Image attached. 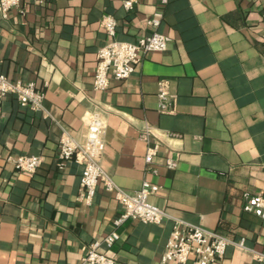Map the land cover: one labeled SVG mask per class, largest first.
Instances as JSON below:
<instances>
[{"label":"crops","instance_id":"obj_1","mask_svg":"<svg viewBox=\"0 0 264 264\" xmlns=\"http://www.w3.org/2000/svg\"><path fill=\"white\" fill-rule=\"evenodd\" d=\"M19 8L0 12V73L34 82L48 115L0 97V264H72L110 233L117 239L99 252L121 264L160 263L171 222L114 226L123 210L114 194L99 185L87 205L81 167H57L61 128L80 139L96 109L106 125L101 168L120 189L156 184L154 206L264 253V219L241 206L245 192L264 196V0H168L158 29L167 49L102 92L92 85L97 52L110 41L100 19L111 16L114 39L134 43L153 30L155 0L130 11L122 0H21ZM160 80L175 97L170 114L159 111ZM154 146L153 174L143 157ZM19 155L41 158L32 176L9 161ZM211 264L258 263L231 246Z\"/></svg>","mask_w":264,"mask_h":264},{"label":"built area","instance_id":"obj_2","mask_svg":"<svg viewBox=\"0 0 264 264\" xmlns=\"http://www.w3.org/2000/svg\"><path fill=\"white\" fill-rule=\"evenodd\" d=\"M21 0H0V12L3 18H8L14 9L20 10ZM40 5L44 0H29ZM136 0H122V6L127 11L133 9ZM158 10L148 20V26L152 28L150 35L138 38L134 43L116 41L114 39L116 26L114 19L105 15L100 19V25L110 40L97 52V63L93 76V89L105 90L111 79L124 80L129 78L141 59L151 52H164L170 41L159 32L163 9L168 0H155ZM157 97L159 111L162 113L174 112L175 97L168 90V82L160 80L157 83ZM102 92V91H101ZM14 97L21 107L43 112L45 94L36 88L33 82L10 80L0 73V97ZM85 132L80 139L75 138L66 129L61 128L59 148L57 154V167L63 170L67 163L74 161L81 167L80 175V200L90 204L98 186H102L109 193L114 194L115 200L123 209L121 215L114 220V226H120L126 221H136L143 224L158 225L169 221L173 225L170 237L167 240L165 252L160 257L159 264H211L221 260L228 247H235L250 254L258 264H264V253L247 248L243 240L236 243L226 236L205 229L199 225L185 222L170 215L164 209L154 206L149 198L158 192V186L143 181L136 193L131 194L120 189L110 176H107L101 168V155L104 146L105 127L101 112L96 109L88 113L84 120ZM151 131L146 127L141 134V139L149 144L148 138ZM156 147H148L144 154V162L147 171L155 173L152 169ZM14 169L19 173L32 176L40 167L42 161L38 156H25L9 160ZM168 169L175 168L176 163L171 159L166 161ZM242 210L264 219V196L253 195L245 192L242 195ZM117 239L116 233L106 235L101 241L91 243L86 254L78 262L72 264H121L115 255H105L99 252L100 247H111Z\"/></svg>","mask_w":264,"mask_h":264}]
</instances>
